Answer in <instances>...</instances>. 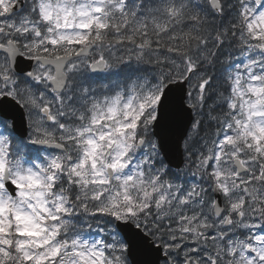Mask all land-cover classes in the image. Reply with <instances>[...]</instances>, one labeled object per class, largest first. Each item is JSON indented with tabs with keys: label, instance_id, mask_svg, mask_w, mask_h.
<instances>
[{
	"label": "snow or ice",
	"instance_id": "6c2138e0",
	"mask_svg": "<svg viewBox=\"0 0 264 264\" xmlns=\"http://www.w3.org/2000/svg\"><path fill=\"white\" fill-rule=\"evenodd\" d=\"M0 264H264V0H0Z\"/></svg>",
	"mask_w": 264,
	"mask_h": 264
}]
</instances>
